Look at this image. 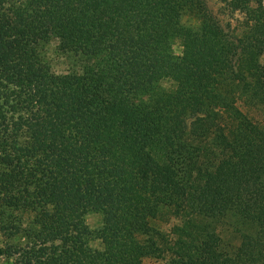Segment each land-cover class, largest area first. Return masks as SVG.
Masks as SVG:
<instances>
[{
	"label": "trees",
	"instance_id": "trees-1",
	"mask_svg": "<svg viewBox=\"0 0 264 264\" xmlns=\"http://www.w3.org/2000/svg\"><path fill=\"white\" fill-rule=\"evenodd\" d=\"M223 1L240 35L205 0H0V256L264 264V7Z\"/></svg>",
	"mask_w": 264,
	"mask_h": 264
},
{
	"label": "rangeland",
	"instance_id": "rangeland-1",
	"mask_svg": "<svg viewBox=\"0 0 264 264\" xmlns=\"http://www.w3.org/2000/svg\"><path fill=\"white\" fill-rule=\"evenodd\" d=\"M207 7L209 10L215 15V17L219 20L220 25L230 34H238L242 33L245 26V14L238 10H232L229 5L223 0H205ZM262 4L264 7V0H262ZM181 21L184 25H196L197 20L193 15L185 13L181 17ZM173 50L176 54L181 53V46L178 42H176L173 46ZM45 58L50 66V70L56 74H62L70 70L74 64L71 58H69L66 54L62 53L58 48V41L52 38L46 45L44 46ZM260 61L264 63V53L260 57ZM2 208L0 207V210ZM85 220L90 228H96L100 225L101 216L98 213L90 212L86 215ZM175 222L168 214L164 216L157 217L156 220L152 221V223L161 228L163 231H167L172 224ZM16 239L11 238L8 239L9 242H14ZM6 242V238L0 232V246H3ZM92 245L95 247L99 246V241L94 240ZM0 264H15L14 257H5L0 256ZM142 264H166V259L155 258L153 256L145 257L142 261Z\"/></svg>",
	"mask_w": 264,
	"mask_h": 264
}]
</instances>
